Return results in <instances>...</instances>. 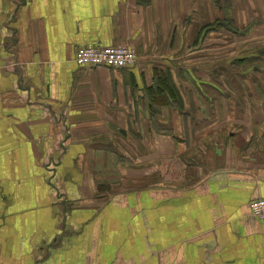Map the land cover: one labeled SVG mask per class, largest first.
<instances>
[{"label": "crops", "instance_id": "0c3cea01", "mask_svg": "<svg viewBox=\"0 0 264 264\" xmlns=\"http://www.w3.org/2000/svg\"><path fill=\"white\" fill-rule=\"evenodd\" d=\"M233 4L0 0V264H264L263 71L230 70L264 26Z\"/></svg>", "mask_w": 264, "mask_h": 264}, {"label": "built area", "instance_id": "2783aa9c", "mask_svg": "<svg viewBox=\"0 0 264 264\" xmlns=\"http://www.w3.org/2000/svg\"><path fill=\"white\" fill-rule=\"evenodd\" d=\"M77 66L84 69H121L128 70L137 64L135 50L129 45L118 46H81L74 55ZM251 215L264 220V199H257L250 204Z\"/></svg>", "mask_w": 264, "mask_h": 264}, {"label": "rangeland", "instance_id": "374dc122", "mask_svg": "<svg viewBox=\"0 0 264 264\" xmlns=\"http://www.w3.org/2000/svg\"><path fill=\"white\" fill-rule=\"evenodd\" d=\"M222 2L226 3L228 6L226 7V13H225V23L227 24V26H229L230 29H236L238 27H236L234 24H235V21L232 19V14H231V10L233 8V3H238L240 4L241 8H243L242 10H246L248 11V7H252L254 5H256L255 7V15H256V19H252L251 23H254V24H258V26H264V0H221ZM254 4V5H252ZM211 3H213V6H216L215 5V0H211ZM229 12V13H228ZM223 20V21H224ZM242 22V20H241ZM244 22L248 23L250 22L249 21H245L244 19ZM231 23V25L229 24ZM218 25V24H217ZM235 28H234V27ZM245 28V27H244ZM241 28L239 27V30ZM225 30H227V28H225ZM228 31V30H227ZM225 34H227L228 32L224 31ZM236 32V31H235ZM239 33L241 34L240 38H241V43L240 45H237L236 47V42L235 43H231V48L234 50L235 48V51H236V55L237 57H240L241 58V62L238 64H231V65H234V68H230L231 71L235 70V71H238L239 69L240 70H244L245 67L243 65H245L244 63L247 62V61H252L254 58H256V68H257V71H263L262 73V77L260 79L263 80L264 82V55H261L260 53L261 52H264V45H262L261 43H264V38L262 40V42L256 44L254 46L253 49H248V43L244 45L243 42H248V37L246 36V34H244V31L242 32L241 30L239 31ZM264 32H262L261 30H257V35H264L263 34ZM231 34V33H230ZM238 43L240 42L239 39L236 40ZM229 50L228 51V54H232L233 50ZM239 50V51H238ZM260 52V53H259ZM258 104V103H257ZM259 110V109H258ZM263 113V111H262ZM150 137V136H149ZM142 156H145L147 155V152L143 151L142 153H140ZM132 161H133V164L136 165V164H139L140 162H142V168L145 167L146 165V162H145V159L142 160L139 158V156L137 155H134L133 158H132ZM151 166V163L149 162V167ZM147 181H149L151 178H153V176L150 174L148 176L145 177Z\"/></svg>", "mask_w": 264, "mask_h": 264}, {"label": "trees", "instance_id": "16d2710c", "mask_svg": "<svg viewBox=\"0 0 264 264\" xmlns=\"http://www.w3.org/2000/svg\"><path fill=\"white\" fill-rule=\"evenodd\" d=\"M230 25H231V23H229ZM234 31H237L236 29H234ZM167 80H168V78H167ZM163 97V96H162ZM160 95H157L155 98H154V100L156 101V102H159V103H161V105H167V104H165V98H167L166 96H164L163 98H162ZM171 99H173L175 102L176 101H179V96H178V94L177 95H174L173 93L171 94Z\"/></svg>", "mask_w": 264, "mask_h": 264}, {"label": "water", "instance_id": "95a60500", "mask_svg": "<svg viewBox=\"0 0 264 264\" xmlns=\"http://www.w3.org/2000/svg\"><path fill=\"white\" fill-rule=\"evenodd\" d=\"M226 28H228L227 24L224 25Z\"/></svg>", "mask_w": 264, "mask_h": 264}]
</instances>
